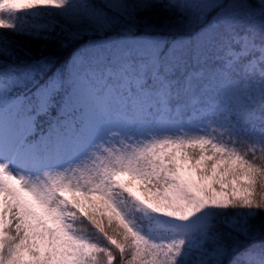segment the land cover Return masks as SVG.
<instances>
[{
  "label": "snow or ice",
  "instance_id": "snow-or-ice-1",
  "mask_svg": "<svg viewBox=\"0 0 264 264\" xmlns=\"http://www.w3.org/2000/svg\"><path fill=\"white\" fill-rule=\"evenodd\" d=\"M0 264H264V0H0Z\"/></svg>",
  "mask_w": 264,
  "mask_h": 264
},
{
  "label": "trees",
  "instance_id": "trees-1",
  "mask_svg": "<svg viewBox=\"0 0 264 264\" xmlns=\"http://www.w3.org/2000/svg\"><path fill=\"white\" fill-rule=\"evenodd\" d=\"M39 43H40V42H37V41H32V42H31L32 47L34 48V50L37 51V54H39V53H38Z\"/></svg>",
  "mask_w": 264,
  "mask_h": 264
}]
</instances>
